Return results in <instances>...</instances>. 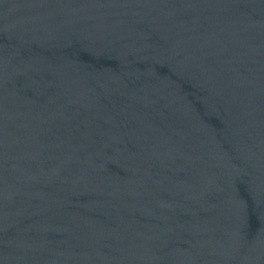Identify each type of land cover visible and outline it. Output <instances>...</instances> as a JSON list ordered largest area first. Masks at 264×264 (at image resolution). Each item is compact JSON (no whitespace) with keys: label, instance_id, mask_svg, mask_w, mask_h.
<instances>
[{"label":"water","instance_id":"1","mask_svg":"<svg viewBox=\"0 0 264 264\" xmlns=\"http://www.w3.org/2000/svg\"><path fill=\"white\" fill-rule=\"evenodd\" d=\"M0 264H264V0H0Z\"/></svg>","mask_w":264,"mask_h":264}]
</instances>
